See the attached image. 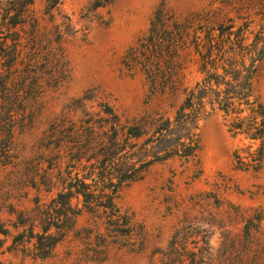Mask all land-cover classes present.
Listing matches in <instances>:
<instances>
[{
  "label": "rangeland",
  "instance_id": "374dc122",
  "mask_svg": "<svg viewBox=\"0 0 264 264\" xmlns=\"http://www.w3.org/2000/svg\"><path fill=\"white\" fill-rule=\"evenodd\" d=\"M101 2L59 0L49 10L48 0H34L31 7L40 55L47 59L40 83L48 87L14 116L15 166L0 168V264H161L159 251L176 231L189 227L188 241L206 233L210 264H223V234L240 238L244 220L264 208V154L259 170L236 169L233 153L249 143L233 138L219 113L200 122L194 158L155 163L142 180L119 185L114 203L131 220L129 234L106 233L83 212L72 230L55 233L58 243L47 256L35 250V240L26 242L30 220L38 217L41 205L50 206L66 187L62 182L89 176L94 161L87 159L96 151L88 148V129L92 126L98 134L107 130L101 111H113L121 125L139 126L144 141L153 134L155 121L172 120L182 103V88L174 95H150L144 77L122 64L126 51L147 33L155 8L165 2L179 17L210 11L213 22L236 15L230 7L220 11L219 0H112L99 6ZM60 58L65 68L49 66ZM56 78L59 84L52 86ZM198 80L190 67L184 86L193 87ZM259 87L264 104V76ZM82 97L89 100L79 103ZM37 224L33 234L41 233Z\"/></svg>",
  "mask_w": 264,
  "mask_h": 264
},
{
  "label": "trees",
  "instance_id": "16d2710c",
  "mask_svg": "<svg viewBox=\"0 0 264 264\" xmlns=\"http://www.w3.org/2000/svg\"><path fill=\"white\" fill-rule=\"evenodd\" d=\"M111 1L102 0L99 6ZM58 2L48 0L47 8L53 9ZM33 3L0 0V168L15 166L14 116L29 99L35 103L48 87V83H40L47 59L40 55ZM219 4L220 11L230 7L235 17L213 22L210 11L179 17L165 2L155 8L147 33L126 51L122 64L127 71L144 77L150 95H174L182 88L183 101L172 120L155 121L153 134L144 141L140 140L146 133L139 126L121 125L113 111H101L105 117L100 121L107 130L98 134L92 126L88 129V148L96 151L87 159L94 161L89 176L68 177L62 182L66 187L50 206L41 205L38 217L30 220L26 242L35 240L40 256L49 254L58 243V232L72 230L83 212L106 233L129 234L131 220L114 203L119 185L142 180L155 163L194 158L200 149L199 124L212 113L221 114L233 138L249 143L234 151L236 169H260L264 154V104L259 87L264 76V0H219ZM61 62V58L53 59L48 64L53 69L65 68ZM190 67L199 80L189 88L184 79ZM58 80L52 86L58 85ZM88 100L82 97L78 102ZM35 221L39 234H33ZM263 222L264 208L259 207L244 220L240 238H231L229 231L223 234V264H264ZM189 228L176 231L167 247L159 251L161 264L211 263L207 234L190 243ZM52 229L54 233H50ZM0 232L4 234L1 227Z\"/></svg>",
  "mask_w": 264,
  "mask_h": 264
}]
</instances>
